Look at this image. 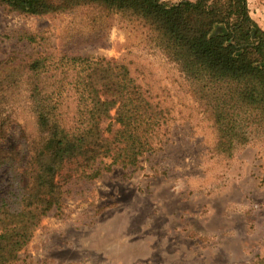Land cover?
<instances>
[{"label":"rangeland","instance_id":"374dc122","mask_svg":"<svg viewBox=\"0 0 264 264\" xmlns=\"http://www.w3.org/2000/svg\"><path fill=\"white\" fill-rule=\"evenodd\" d=\"M247 1L264 29V0ZM148 37L116 14L83 9L36 16L0 5V105L14 110L0 145L22 143L25 151L0 167V199L30 180L29 151L38 135L29 99L33 78L26 74L31 60L115 59L170 110L165 143L137 166L115 165L96 179L66 182L61 208L41 218L14 264H242L264 254L263 140L229 157L214 155L212 121L179 66ZM109 122L102 123L107 136L118 127L110 131Z\"/></svg>","mask_w":264,"mask_h":264},{"label":"trees","instance_id":"16d2710c","mask_svg":"<svg viewBox=\"0 0 264 264\" xmlns=\"http://www.w3.org/2000/svg\"><path fill=\"white\" fill-rule=\"evenodd\" d=\"M0 5L36 16L95 10L145 28L150 44L179 66L212 121L214 155L229 157L254 139L264 142V29L247 0H0ZM66 57L67 65L47 57L28 63L38 135L28 150L30 180L0 199V264H14L41 218L61 208L66 182L96 179L115 165L137 166L168 134L170 110L153 101L126 64L81 55L61 60ZM5 107L0 105V141L14 113ZM105 120L110 131L118 125L110 136ZM21 146L0 145V167L20 159ZM242 264H264V254Z\"/></svg>","mask_w":264,"mask_h":264}]
</instances>
